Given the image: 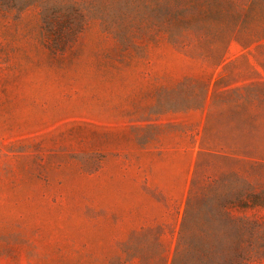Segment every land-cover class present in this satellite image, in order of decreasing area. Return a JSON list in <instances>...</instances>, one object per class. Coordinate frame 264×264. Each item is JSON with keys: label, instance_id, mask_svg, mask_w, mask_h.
Here are the masks:
<instances>
[{"label": "rangeland", "instance_id": "1", "mask_svg": "<svg viewBox=\"0 0 264 264\" xmlns=\"http://www.w3.org/2000/svg\"><path fill=\"white\" fill-rule=\"evenodd\" d=\"M0 264H264V0H0Z\"/></svg>", "mask_w": 264, "mask_h": 264}]
</instances>
